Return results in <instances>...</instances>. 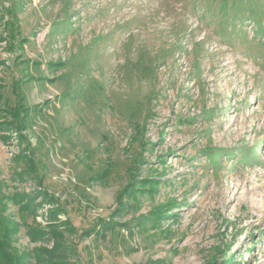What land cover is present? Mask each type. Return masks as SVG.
<instances>
[{
    "label": "rangeland",
    "instance_id": "obj_1",
    "mask_svg": "<svg viewBox=\"0 0 264 264\" xmlns=\"http://www.w3.org/2000/svg\"><path fill=\"white\" fill-rule=\"evenodd\" d=\"M0 257L264 264V0H0Z\"/></svg>",
    "mask_w": 264,
    "mask_h": 264
},
{
    "label": "trees",
    "instance_id": "obj_2",
    "mask_svg": "<svg viewBox=\"0 0 264 264\" xmlns=\"http://www.w3.org/2000/svg\"><path fill=\"white\" fill-rule=\"evenodd\" d=\"M14 112L17 113V116H18L17 119H18V121H19V120L21 119V116H20V115H21V111H20L19 109H17V107H16V108L14 109ZM16 113H15V114H16ZM19 113H20V114H19ZM21 120H22V119H21ZM23 120H24V119H23ZM0 258H1V257H0Z\"/></svg>",
    "mask_w": 264,
    "mask_h": 264
}]
</instances>
